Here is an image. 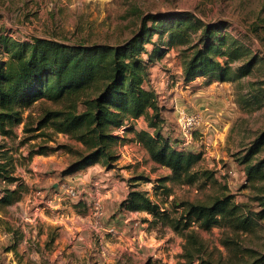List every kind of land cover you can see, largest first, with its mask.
Returning <instances> with one entry per match:
<instances>
[{
	"label": "rangeland",
	"instance_id": "374dc122",
	"mask_svg": "<svg viewBox=\"0 0 264 264\" xmlns=\"http://www.w3.org/2000/svg\"><path fill=\"white\" fill-rule=\"evenodd\" d=\"M189 12L206 24H219L218 30L231 34L261 58L252 71L238 80L219 82L210 76L196 77L189 83L182 78L183 50L185 46H170L167 35L161 41L153 36L160 49L148 64L147 88L153 90L163 106L164 133L178 149L201 154L197 171L213 174L209 182L192 186L166 183L170 195L166 197L155 182L167 176L164 168L151 165L140 154L133 137H121L124 128L115 130L121 141L110 150L118 159L110 166L99 157L79 171L84 175H64L63 172L75 156L60 146L77 152L84 147L67 135L43 128L29 136L20 124L13 128L10 137L0 136V155L12 158L13 176L23 181L28 190L20 201L0 212V263L2 264H182L184 240L160 223H144L151 216L124 217L117 202L103 197V219L100 226H93L90 214L91 201L97 198L98 184L128 183L132 177L142 176L148 181H137L140 191L148 190L149 197L162 205L172 216H179L180 203H208L213 198L231 195L244 212L257 211L253 202L264 181L249 186L245 181L243 166L237 159L251 142L264 132V104L246 107L245 100L251 92V84H264V0H0V36L26 41L31 37H54L68 43L117 45L139 28V16L146 13L170 14ZM149 25V22L147 23ZM253 30V31H252ZM195 40L196 36H190ZM151 52L153 46L146 44ZM3 48L0 46V52ZM6 57L0 53V61ZM142 60L147 62V55ZM223 60V59H220ZM241 61L231 64L234 68ZM61 103L42 100L24 112L36 127L45 110H55ZM80 106V105H79ZM195 115L199 125L185 138L179 130L183 116ZM133 122L140 130L143 120ZM138 125V126H137ZM137 127V128H136ZM50 137H45V135ZM51 138V141H47ZM131 140V141H127ZM185 143V145H184ZM38 145L51 146L56 151L34 155L30 150ZM143 149V148H142ZM130 160L122 157L124 152ZM90 167H93L89 169ZM89 171V172H88ZM234 172L235 176L230 175ZM262 187V188H261ZM66 189H73L76 197H70ZM110 190V189H109ZM124 190L116 189L121 196ZM264 192V190H263ZM121 213V214H120ZM143 213V212H137ZM146 214V213H145ZM130 219L127 225L125 219ZM115 228L116 235L108 231ZM204 248L205 257L214 263L232 264L249 260L244 251L251 250L264 256V220L253 232L231 234L217 227L202 230L192 226ZM229 242L223 244V242ZM242 251V252H241ZM193 264H197L194 262Z\"/></svg>",
	"mask_w": 264,
	"mask_h": 264
},
{
	"label": "trees",
	"instance_id": "16d2710c",
	"mask_svg": "<svg viewBox=\"0 0 264 264\" xmlns=\"http://www.w3.org/2000/svg\"><path fill=\"white\" fill-rule=\"evenodd\" d=\"M139 20L137 31L117 45L73 44L52 36L20 41L1 35L3 51L0 53L6 58L0 61V136H12L13 128L20 124L24 134L28 135L25 141L43 136L41 132L36 134L38 136H29L43 128L67 135L81 144L84 152L60 146L75 156V161L63 172L66 176L84 170L99 157L104 159L106 166L117 161L110 148L122 139L115 135V130L124 128L134 133L133 140L146 151L152 163L169 170L167 176L155 182L153 191L159 187L168 197L170 188L165 186L166 183L192 186L211 181L212 173L196 170L201 154L176 148L169 133L163 132L164 108L160 106L158 95L145 85L147 66L160 50L157 42L151 39L156 36L160 42L163 35H167L170 46L186 47L182 73L187 83L205 76L219 82L238 80L263 60L231 34L218 30L223 22L209 25L189 12L146 13L139 16ZM191 35L196 36L195 40ZM146 44L153 46L151 52L145 49ZM143 54L147 55V62L142 60ZM236 61L242 64L233 68L231 64ZM250 88L244 105L261 107L264 104V84L254 83ZM42 100L61 103L62 106L45 110L33 127L30 116L24 117L23 114ZM138 119L143 120L144 129L134 128L133 122ZM45 137L50 136L46 134ZM55 151L54 147L38 145L30 150L27 158L36 154L48 156ZM237 161L243 166L247 185L264 181V132L250 143ZM13 167L12 158L1 154L0 212L20 201L28 190L23 181L13 176ZM131 179L130 182H149L142 176ZM263 190L260 189L252 199L258 206L257 211L244 212L233 202L231 195H223L208 203L174 205L175 212L182 208L177 217L153 201L145 191L138 190L136 184H131L118 209L146 213L152 220L142 222L160 223L181 236L184 240L182 264H220L205 257L192 226L197 225L202 230L217 227L231 234L253 232L264 220ZM244 253L248 254L249 260L241 262L240 259L232 264H264L263 255L251 250Z\"/></svg>",
	"mask_w": 264,
	"mask_h": 264
},
{
	"label": "crops",
	"instance_id": "0c3cea01",
	"mask_svg": "<svg viewBox=\"0 0 264 264\" xmlns=\"http://www.w3.org/2000/svg\"><path fill=\"white\" fill-rule=\"evenodd\" d=\"M180 75L178 76V79L180 78H182V72H181V70H180ZM137 123H138V121H136ZM143 124H144V122H143ZM138 126V125H137ZM137 128V127H136ZM139 128L140 129H144L145 128V124L144 125H142V127L141 126H139ZM137 130V129H136ZM120 136L121 137H126V139L127 138H131V137H133V133L132 132H123V133H121L120 134ZM137 149L139 150V152H140V154L144 157V159L145 160H147L148 162H149V164H151V165H155L154 163H152L151 162V160L149 159V157H148V155H147V153H146V151L144 150V149H142V148H140V147H137ZM122 157H123V159L125 160V161H129L130 160V155L127 153V151H125L124 152V154L122 155ZM91 168H93V167H90L89 169H91ZM165 169V168H164ZM165 173H166V175H168L169 174V170H167V169H165ZM81 172V171H80ZM89 172V171H88ZM74 175H84L85 176V173L84 172H82V174H78V172H76V174H74ZM85 179H83L82 180V183H86V182H88V180H87V178H86V176L84 177ZM92 182V184L94 183V184H96L97 186H98V188L99 189H107L108 188V190H97L96 191V196H100L101 198H103V197H106V198H111L112 199V197H113V199L112 200H114V201H116L117 202V207H118V205H119V203L122 201V200H124L125 199V197H126V195H127V193H128V191L130 190V186H131V184H136L137 185V189H140V184H137L138 182H128V183H123V184H121L120 185V183L119 182H115V181H112V182H107V183H104L103 185L102 184H98V182H99V180H94L93 179V181H91ZM100 183V182H99ZM110 189V190H109ZM116 189H122V190H124V192L122 193V195L121 196H119V195H117V193H116ZM144 191H148V190H145L144 189ZM98 196V197H99ZM121 214V213H120ZM121 215H123L124 217H127V216H130V217H133L134 215H143V216H146L147 214H145V213H137V212H127V211H122V214ZM148 216V215H147ZM148 219V218H147ZM130 219H125L124 221H123V223L125 224V225H127V222L129 221Z\"/></svg>",
	"mask_w": 264,
	"mask_h": 264
},
{
	"label": "built area",
	"instance_id": "2783aa9c",
	"mask_svg": "<svg viewBox=\"0 0 264 264\" xmlns=\"http://www.w3.org/2000/svg\"><path fill=\"white\" fill-rule=\"evenodd\" d=\"M199 125V119L195 116H183L181 118V121H179V130L181 131V133L183 134V136L185 138H190L191 137V133L196 129V127H198ZM185 145V143H184ZM230 175L235 176L234 172H230ZM95 186H97L95 184ZM67 192V194L72 197L75 198L76 197V192L73 189H66L65 190ZM147 194L148 192L145 191ZM149 196V194H148ZM93 220V226L98 227L100 226L102 219H103V210H102V206H101V200L100 198L97 196V198H95L94 200L91 201V205H90V214H89ZM108 231L110 233H112L113 235H116V231L115 228L113 227H109Z\"/></svg>",
	"mask_w": 264,
	"mask_h": 264
}]
</instances>
